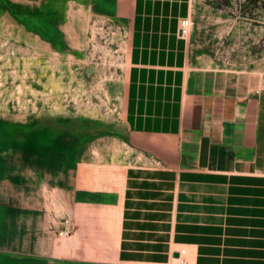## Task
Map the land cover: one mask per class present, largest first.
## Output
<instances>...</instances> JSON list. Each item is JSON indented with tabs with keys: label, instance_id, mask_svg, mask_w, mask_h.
Instances as JSON below:
<instances>
[{
	"label": "rangeland",
	"instance_id": "obj_1",
	"mask_svg": "<svg viewBox=\"0 0 264 264\" xmlns=\"http://www.w3.org/2000/svg\"><path fill=\"white\" fill-rule=\"evenodd\" d=\"M130 7L0 0V264H100L99 211L119 209L144 140L124 112ZM189 20L190 87L264 88V0H193Z\"/></svg>",
	"mask_w": 264,
	"mask_h": 264
},
{
	"label": "crops",
	"instance_id": "obj_2",
	"mask_svg": "<svg viewBox=\"0 0 264 264\" xmlns=\"http://www.w3.org/2000/svg\"><path fill=\"white\" fill-rule=\"evenodd\" d=\"M192 11L193 0H131L124 112L144 140L130 144L119 209L99 211L97 263L171 264L185 251L183 264H264V88L188 85Z\"/></svg>",
	"mask_w": 264,
	"mask_h": 264
},
{
	"label": "built area",
	"instance_id": "obj_3",
	"mask_svg": "<svg viewBox=\"0 0 264 264\" xmlns=\"http://www.w3.org/2000/svg\"><path fill=\"white\" fill-rule=\"evenodd\" d=\"M187 21L188 20L184 21L183 24H182V32H183V34H186L187 33V28H186L187 27ZM184 254H185V251H181L180 252V255L181 256L179 257V260H180V263L181 264H183L182 255H184Z\"/></svg>",
	"mask_w": 264,
	"mask_h": 264
},
{
	"label": "bare ground",
	"instance_id": "obj_4",
	"mask_svg": "<svg viewBox=\"0 0 264 264\" xmlns=\"http://www.w3.org/2000/svg\"><path fill=\"white\" fill-rule=\"evenodd\" d=\"M187 32H188V29H187ZM177 259V258H176ZM173 260V262H172V264H176V263H178V262H180V260Z\"/></svg>",
	"mask_w": 264,
	"mask_h": 264
},
{
	"label": "water",
	"instance_id": "obj_5",
	"mask_svg": "<svg viewBox=\"0 0 264 264\" xmlns=\"http://www.w3.org/2000/svg\"><path fill=\"white\" fill-rule=\"evenodd\" d=\"M178 257H179V255H178V254H176V255H175V258H178Z\"/></svg>",
	"mask_w": 264,
	"mask_h": 264
}]
</instances>
